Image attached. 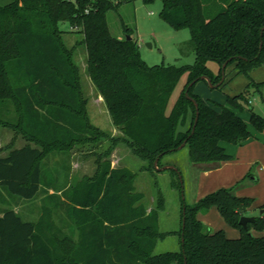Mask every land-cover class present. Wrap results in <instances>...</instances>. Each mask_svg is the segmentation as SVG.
I'll list each match as a JSON object with an SVG mask.
<instances>
[{
  "label": "trees",
  "instance_id": "1",
  "mask_svg": "<svg viewBox=\"0 0 264 264\" xmlns=\"http://www.w3.org/2000/svg\"><path fill=\"white\" fill-rule=\"evenodd\" d=\"M130 1L15 0L0 4V109L6 111L0 110V115L16 114L13 123L1 118L0 122L14 125L36 144L0 156V193L35 200L52 186L44 168L48 155L98 138L99 131L88 118L73 49L63 39V22L83 34L88 74L123 134L115 143L127 144L148 160L149 168L156 169L154 163L162 155L157 164L161 167L163 157L185 141L191 162L230 160L233 156L221 142L240 145L252 137L239 112L251 104L247 97L251 88H264V80L251 78L253 70L264 67V0H162L163 19L175 29H190L196 61L156 66L142 59L133 28L123 24L125 38L114 36L109 29L110 10ZM143 1L152 4L156 0ZM228 60L226 71L234 66L237 75L250 80L244 91L228 97L218 110L195 94L197 82L191 83L207 75L218 84ZM210 61L218 64L217 73L209 67ZM186 73L189 78L182 95L168 111ZM188 89L199 106L187 97ZM251 111V124L263 131L264 117ZM65 169L66 181L57 189L62 195L56 192L48 198L64 209L76 238L57 226L48 206L37 222L6 208L0 212V264H264V235L253 233L264 231V214L256 216L248 228L239 223L253 198L220 188L193 205L184 201L182 249L156 254L158 240L168 235L158 228L162 195L157 207L148 211L136 191L132 169L112 168L105 161L99 164L95 178L79 186L68 182L69 166ZM213 205L226 223L239 229V237L207 229L198 213Z\"/></svg>",
  "mask_w": 264,
  "mask_h": 264
},
{
  "label": "rangeland",
  "instance_id": "2",
  "mask_svg": "<svg viewBox=\"0 0 264 264\" xmlns=\"http://www.w3.org/2000/svg\"><path fill=\"white\" fill-rule=\"evenodd\" d=\"M15 0H0L1 5H7ZM162 0H156L152 4H146L143 0H133L121 5L118 10H110L108 15L109 29L118 38H125L126 32L123 24L133 28V36L141 43V57L151 66L164 65H185L194 64L195 54L190 46V29H175L171 27L162 17ZM61 30H65L63 39L67 46L73 49V60L80 70L81 88L87 98V113L90 123L97 128L99 135L97 140L76 143L67 152H52L45 159L44 168L48 172L47 178L51 182V188L44 190L35 200L11 198L7 192L0 193V212L6 208H13L25 219L37 222L43 214L44 208L48 206L53 211L52 219L64 233L72 234L76 238L77 231L69 228L73 222L67 218L62 208L55 206L54 200H50L48 195L56 193L58 188H62L66 181V168L69 166L68 182L79 186L87 179H93L99 172V164L108 161L112 168L127 167L135 172L134 185L136 191L142 194V203L148 211L156 208L159 195H162L163 208L158 210L159 231L168 232L164 239L158 240L154 253L160 254L165 251H180L182 225V205L185 201L188 204H195L202 197L217 191L220 188L232 189L236 195L247 196L254 199L247 214L258 216L264 214V181L251 180L249 170L236 166L235 162L225 166L221 170H216V166L223 162L196 163L191 162L188 146L177 148V150L167 153L162 159V166H172L178 171L170 168L151 169L147 159L134 153L132 148L123 142H116L115 138L123 135L119 127L113 123L109 108L106 106L104 97L98 92L88 74V61L86 46L82 43L83 34L72 30L68 22L60 24ZM128 36V35H127ZM211 70L218 71V64L214 61L208 63ZM234 67V66H232ZM232 82L226 80L221 86L211 84L207 80H199L194 86V93L199 95L207 104L221 110L226 105L230 96L237 95L246 89L242 85L241 79L245 75ZM189 74L182 76L176 86L170 102V111L179 97L182 95L184 85L187 83ZM248 78V77H247ZM248 80H250L248 78ZM249 81H247L248 83ZM251 104L239 112L242 118L247 120L250 128L251 109L260 112L264 108V91L251 88L247 94ZM1 113L4 111L0 109ZM6 112V111H4ZM0 115V118L13 123L16 114ZM16 123V122H14ZM184 129V127H181ZM32 143L28 141L21 130L14 125L0 122V156H5L11 149ZM32 145H36L32 143ZM221 145L229 150L231 145L222 141ZM228 146V147H227ZM111 148V149H110ZM108 151V154L106 153ZM236 157V156H235ZM237 159V158H236ZM232 160V159H230ZM244 161L241 158L236 162ZM213 165L214 171L205 176V169ZM161 166V167H162ZM159 167V168H161ZM254 170V169H253ZM175 172V173H174ZM181 185V187H180ZM44 189H47L44 187ZM62 195L61 191L57 192ZM246 214V215H247ZM199 218L204 222L207 229L218 231L223 230L229 237H239L240 231L226 223L218 208L213 205L209 210L200 211ZM74 232V233H73ZM254 235L262 236L264 231L253 230Z\"/></svg>",
  "mask_w": 264,
  "mask_h": 264
},
{
  "label": "crops",
  "instance_id": "3",
  "mask_svg": "<svg viewBox=\"0 0 264 264\" xmlns=\"http://www.w3.org/2000/svg\"><path fill=\"white\" fill-rule=\"evenodd\" d=\"M140 48H141V43H140ZM240 75L241 74L237 75V72L234 70V67L231 66L226 71V78L224 81L228 80L232 82L233 80L241 78L242 76ZM244 78H246V80L249 81L247 77ZM251 78L255 81H263L264 67H260L253 70V72L251 73ZM247 81H245V79H241L242 85L246 86L248 84ZM262 91H264V88H262L260 92L262 93ZM260 112L261 113L259 114L264 117V108H261ZM245 121L248 124L247 120ZM251 126L253 127V129H251L250 124H248L252 137H250L248 140H246L244 143L240 145H234L230 143L231 145H234L229 147V150H231L230 155L233 156L232 160H225L223 164H219V166H216V170H221L225 168V166L231 165L230 163L235 162L236 166H240V167L242 166L241 168L246 169L245 171L242 172V174L243 173L245 174L247 171L252 170L254 171V173L253 174L251 173V180L261 183V180L264 181V130L258 131L252 124ZM236 158L237 159L241 158L244 161H242L239 164V162H236L237 160ZM214 168L215 167H213V165H210L209 168H204L206 174L205 176L209 175L212 171H214ZM247 215L253 216V214H247Z\"/></svg>",
  "mask_w": 264,
  "mask_h": 264
},
{
  "label": "water",
  "instance_id": "4",
  "mask_svg": "<svg viewBox=\"0 0 264 264\" xmlns=\"http://www.w3.org/2000/svg\"><path fill=\"white\" fill-rule=\"evenodd\" d=\"M127 38L128 39H131V36L130 35H128L127 36ZM231 60V59H230ZM230 60H228L227 62H225L224 64H223V66H222V72H223V76H222V80L218 83V86L219 85H221L222 84V82L225 80V78H226V67H227V65H228V63H229V61ZM201 79H203V80H207V81H209L211 84H213L212 83V80H211V78L209 77V76H202L201 78H199L198 80H196V81H193L192 83H191V85L192 84H194L195 82H197V81H199V80H201ZM190 85V86H191ZM189 90L190 89H188L187 90V92H186V95H187V97L191 100H193V102L197 105V106H199V104L197 103V101H196V99L194 98V97H192V96H190L189 95ZM196 120H197V118H196ZM186 141L183 143V144H181L178 148H181V147H184V146H186ZM162 157V155L155 161V163H154V165H155V168H158V169H160V170H162V169H166V168H170V169H174V170H176V171H178V169L177 168H174V167H172V166H168V165H166V166H162L161 168H159L158 166H157V164H158V161H159V159ZM183 212H185V208H184V210H183ZM256 221V217L255 216H248V215H243L242 216V218L240 219V224L241 225H243L245 228H248V223H254ZM185 226V220H183V227ZM184 240V232H183V236H182V241Z\"/></svg>",
  "mask_w": 264,
  "mask_h": 264
}]
</instances>
